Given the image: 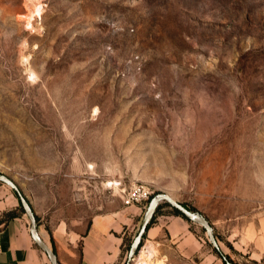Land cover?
Here are the masks:
<instances>
[{"label":"rangeland","instance_id":"rangeland-1","mask_svg":"<svg viewBox=\"0 0 264 264\" xmlns=\"http://www.w3.org/2000/svg\"><path fill=\"white\" fill-rule=\"evenodd\" d=\"M0 177V220L16 186L38 223L79 232L148 186L120 264L151 201L162 230L129 264H223L161 194L264 264V0H0Z\"/></svg>","mask_w":264,"mask_h":264},{"label":"crops","instance_id":"crops-1","mask_svg":"<svg viewBox=\"0 0 264 264\" xmlns=\"http://www.w3.org/2000/svg\"><path fill=\"white\" fill-rule=\"evenodd\" d=\"M141 213L140 206L119 203L94 215L82 232L65 221L48 227L37 223L36 230L47 245L53 243L57 264H120L124 237L135 232ZM161 230L149 226L146 241L156 239ZM0 264H52L31 236L25 213L0 223Z\"/></svg>","mask_w":264,"mask_h":264},{"label":"water","instance_id":"water-1","mask_svg":"<svg viewBox=\"0 0 264 264\" xmlns=\"http://www.w3.org/2000/svg\"><path fill=\"white\" fill-rule=\"evenodd\" d=\"M0 179L5 180L3 177H0ZM14 189H15V191H16L19 199H20V203H21V205L25 211V214L27 215V217L30 221L31 236L33 237L34 241L44 250V252L48 256V258L50 259L51 263L57 264L55 253L52 251L51 247L49 245H47L37 233V230H36L37 229V220H36L35 214L30 210L24 195L19 191V189L16 186H14ZM161 197L164 200H166L172 207L176 208L182 214H184L187 218L195 219V220L199 221L203 226H205L207 228L211 244L220 253L225 264H233L230 260H228L226 258V256L219 249V246L217 245V242L215 240V236L212 232V228L209 226L208 222L203 217H201L198 214H196L195 212L189 210L182 203L176 201L175 199H173L168 194H161ZM155 207H156V203L154 201H151V203L148 205V207L144 213V216H143L142 222L140 224L139 230L131 242V246L129 248L128 255H127V261L125 264H129V261L132 259L134 251H135V247L138 244V242L140 241V239L143 237V234H144V232L147 228V225H148V223L152 217V214L155 210Z\"/></svg>","mask_w":264,"mask_h":264},{"label":"built area","instance_id":"built-area-1","mask_svg":"<svg viewBox=\"0 0 264 264\" xmlns=\"http://www.w3.org/2000/svg\"><path fill=\"white\" fill-rule=\"evenodd\" d=\"M151 190L141 183H132L126 188H122L120 197L124 205L139 206L143 201L149 199ZM145 207V206H144Z\"/></svg>","mask_w":264,"mask_h":264},{"label":"trees","instance_id":"trees-1","mask_svg":"<svg viewBox=\"0 0 264 264\" xmlns=\"http://www.w3.org/2000/svg\"><path fill=\"white\" fill-rule=\"evenodd\" d=\"M165 203H166V202H165ZM167 204L170 205L169 203H167ZM170 206H171V205H170ZM159 207H160V204L157 205V206L155 207V212L158 210ZM171 207H172V206H171ZM19 208H20V210H21L20 212L24 213V212H23V207H22L21 204L19 205ZM172 209H173V211H174V213H175L176 215H179V216H181L182 218H184V219H186V220H189V218H187L184 214H182V213H181L179 210H177L176 208L172 207ZM18 212H19V211H18ZM16 215H17V212H16V211H15V212H7L4 221H6V220H8L9 218H12V217H14V216H16ZM35 216H36V215H35ZM154 217H155V213L152 215V217H151V219H150V221H149V223H148V225H147L146 230L149 228V226H151ZM36 220H37V223H38V217H37V216H36ZM4 221L1 219V220H0V223H1V222H4ZM146 230H145V232H144V234H143V237L145 236ZM143 237H142V238H143ZM142 238H141L140 241L138 242V245H140ZM51 243H52V241H51ZM51 249H52V251L55 253V247H54L53 243L51 244ZM216 251H217V250H216ZM220 257H221V255H220ZM226 257H227V258L233 263V261H232L228 256H226ZM222 260H223V259H222ZM223 264H225L224 260H223ZM233 264H234V263H233Z\"/></svg>","mask_w":264,"mask_h":264},{"label":"bare ground","instance_id":"bare-ground-1","mask_svg":"<svg viewBox=\"0 0 264 264\" xmlns=\"http://www.w3.org/2000/svg\"><path fill=\"white\" fill-rule=\"evenodd\" d=\"M41 12H42V6H41L40 2H35L34 3V14H36L37 16L40 17ZM152 252L153 251L151 250L147 254H144V253L140 254V256L138 258V260H139L138 264H155V259L153 258V253Z\"/></svg>","mask_w":264,"mask_h":264}]
</instances>
